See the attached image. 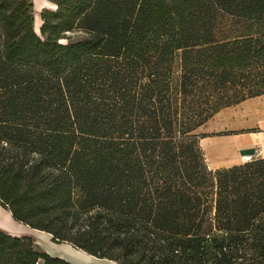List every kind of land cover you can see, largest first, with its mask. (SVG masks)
<instances>
[{
	"label": "trees",
	"instance_id": "1",
	"mask_svg": "<svg viewBox=\"0 0 264 264\" xmlns=\"http://www.w3.org/2000/svg\"><path fill=\"white\" fill-rule=\"evenodd\" d=\"M0 0V206L117 264H264V157L197 130L264 95V0ZM0 264H72L0 230Z\"/></svg>",
	"mask_w": 264,
	"mask_h": 264
},
{
	"label": "rangeland",
	"instance_id": "2",
	"mask_svg": "<svg viewBox=\"0 0 264 264\" xmlns=\"http://www.w3.org/2000/svg\"><path fill=\"white\" fill-rule=\"evenodd\" d=\"M32 3L34 18L33 26L34 30L39 35V27L42 23L40 14L44 8H51L53 5L45 0H32ZM250 103H255L254 107H257L259 110L257 112L248 111L247 108H249L248 105ZM262 122H264V97L248 99L246 102L225 108L201 126L196 133L204 135L200 140V146L204 153L208 169L214 172L215 170L224 168L234 161L239 163L243 162L237 147L240 144H245L242 148L251 147L250 142L254 141L249 140H254V138L259 140V138H263L264 130L260 127ZM255 147L257 152H259L260 148H258V146ZM12 227L14 228V226ZM14 229H17L18 235H27L26 237L30 236L34 240L35 247L38 250L45 251L47 243L51 245L52 241L48 236L40 235L34 230L27 229V227H24V229L21 230L19 227ZM53 249H55V252L63 251L59 247ZM76 255L79 257L75 255L69 256L81 261L80 263L85 264H112L111 262H108V260L94 259V261L92 259H87L86 257H81V255ZM114 264L117 263L114 262Z\"/></svg>",
	"mask_w": 264,
	"mask_h": 264
},
{
	"label": "crops",
	"instance_id": "3",
	"mask_svg": "<svg viewBox=\"0 0 264 264\" xmlns=\"http://www.w3.org/2000/svg\"><path fill=\"white\" fill-rule=\"evenodd\" d=\"M45 1H47V0H45ZM47 2H49V1H47ZM262 97H264V95H261V96H258V97H254V98H250V99L262 98ZM246 101L247 100H245L244 102H246ZM254 106H255V103H250L248 105L249 108H247L248 111H250V112H257L259 109L257 107H254ZM260 127H261L262 130H264V122H262V124H261ZM262 137L263 138H259V140L256 139V138H254V140H249V141H254V142H250L251 143V147H253V148L256 149L255 146H258V148H260L259 149V152H257V150H256V156L255 157H258V156L264 157V145H263L264 144V134H263ZM243 145H245V144H240L237 147V150L240 151L241 148L244 147ZM251 147H248V148H251ZM242 149H244V148H242ZM243 162H244V160H243ZM238 163L239 162H235L234 161V162H232L231 164H229V165H227L225 167H228V166H231V165H234V164H238ZM15 222L16 221H14V219L11 217L10 212L7 209L2 208L0 206V230H4V231H6V232H8L10 234H13V235H18L17 229L15 230L14 228H16V227L18 228L19 227L20 230L21 229H24V227H27V229L29 228L26 225L25 226H22V225H24L22 223L16 222L17 223L16 224ZM12 226H14V228ZM29 229L30 230H33L31 228H29ZM34 231L38 232L40 235H45V236H48L49 238H51V236L49 234H47V233H44L42 231H37V230H34ZM19 236H24V235H19ZM28 237H30V236H28ZM51 241H52V238H51ZM55 247H59L63 251L55 252L54 251L55 249H53ZM72 249H74V250H72ZM75 250H76V248H74L70 244H67V243H56L55 244V242L52 241L51 242V245L47 243L45 252L49 253L52 256H57V257L64 258V259L68 260L69 262H71L72 264H85V263H80L81 261H79L77 259H74V258H72V257L69 256V255L73 256V254H75ZM40 251H42V250H40ZM76 251H78V254L81 255V257H86L87 259H92V260L96 259L97 260V258H95V257H93V256H91V255H89V254H87V253H85V252H83L81 250H78L77 249ZM108 262H111V261H108ZM111 263L114 264V262H111Z\"/></svg>",
	"mask_w": 264,
	"mask_h": 264
},
{
	"label": "water",
	"instance_id": "4",
	"mask_svg": "<svg viewBox=\"0 0 264 264\" xmlns=\"http://www.w3.org/2000/svg\"><path fill=\"white\" fill-rule=\"evenodd\" d=\"M239 154L241 157L243 156H248V160L256 156V149L251 147V148H244L239 151ZM247 161V160H244Z\"/></svg>",
	"mask_w": 264,
	"mask_h": 264
},
{
	"label": "bare ground",
	"instance_id": "5",
	"mask_svg": "<svg viewBox=\"0 0 264 264\" xmlns=\"http://www.w3.org/2000/svg\"><path fill=\"white\" fill-rule=\"evenodd\" d=\"M243 160H248V156H243V157H241ZM72 250H74V249H72ZM77 250V249H76ZM75 250V254H73V256L75 255V256H77L76 254H78V251H76ZM79 255V254H78ZM77 257H79V256H77Z\"/></svg>",
	"mask_w": 264,
	"mask_h": 264
}]
</instances>
